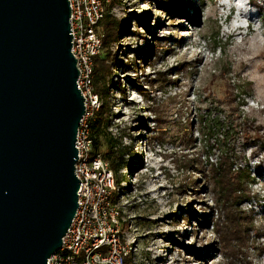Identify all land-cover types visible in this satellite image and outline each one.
<instances>
[{
    "label": "rangeland",
    "instance_id": "374dc122",
    "mask_svg": "<svg viewBox=\"0 0 264 264\" xmlns=\"http://www.w3.org/2000/svg\"><path fill=\"white\" fill-rule=\"evenodd\" d=\"M108 3L127 22L110 48L108 132L125 151L115 182L131 264H264V149L238 146L253 181L223 209L204 178L220 150L197 131L207 97L219 109L232 97L264 141V0Z\"/></svg>",
    "mask_w": 264,
    "mask_h": 264
},
{
    "label": "water",
    "instance_id": "95a60500",
    "mask_svg": "<svg viewBox=\"0 0 264 264\" xmlns=\"http://www.w3.org/2000/svg\"><path fill=\"white\" fill-rule=\"evenodd\" d=\"M68 0H0V264H47L78 207Z\"/></svg>",
    "mask_w": 264,
    "mask_h": 264
},
{
    "label": "built area",
    "instance_id": "2783aa9c",
    "mask_svg": "<svg viewBox=\"0 0 264 264\" xmlns=\"http://www.w3.org/2000/svg\"><path fill=\"white\" fill-rule=\"evenodd\" d=\"M71 54L79 71L77 88L84 99L76 135L75 176L80 182L78 207L61 248L47 264H124L131 244L124 234V219L115 175L108 162L92 157L89 123L100 107L92 84L93 59L100 54L103 35L100 23L109 0H68Z\"/></svg>",
    "mask_w": 264,
    "mask_h": 264
},
{
    "label": "trees",
    "instance_id": "16d2710c",
    "mask_svg": "<svg viewBox=\"0 0 264 264\" xmlns=\"http://www.w3.org/2000/svg\"><path fill=\"white\" fill-rule=\"evenodd\" d=\"M157 5L165 11H170L171 3L164 4L163 1L157 2ZM111 7L112 5L108 6L106 3V14L100 23L103 46L100 54L93 59L92 84L94 92L99 98L100 107L95 113L94 119L89 123V133L93 142L91 156H99L108 162L116 176L120 167L118 160L122 159L125 151H120L119 149L121 140L113 137L108 132L111 127L112 115L109 96L114 85L112 78L113 69L110 64L112 57L110 48L118 42L120 30L123 27L125 28L127 22H119L110 13ZM228 92L230 91L227 90L223 94L225 98L231 96ZM207 99L211 101L210 110L208 109L206 114L198 116L197 131L200 133L205 145L209 146V141H214L215 146L220 150V155L216 157L215 162H209V159L214 156L211 153L212 147L210 151L206 152L205 165L208 166L207 174L204 178L215 193L216 204L224 209L226 205L234 201H239L240 204L243 203L247 199L246 186L253 181V178L250 177L245 156L240 151H237L238 146L257 144L258 148L262 147L264 149V141L260 132L261 126L252 119L242 115L239 107L241 103H237L234 98L230 97V101L225 105L226 108L219 109L216 104L221 105V101L215 102L209 97ZM213 114L214 117H211L210 115ZM218 114L223 117L221 118ZM199 158L200 155L191 162V166H195L194 170H199L201 173L203 170L198 166L203 163ZM118 183L117 181V185ZM227 219V222H232L234 216L231 218L227 217ZM215 227L216 231H218L223 227V223L221 225L217 224ZM124 264H131L130 258H126Z\"/></svg>",
    "mask_w": 264,
    "mask_h": 264
}]
</instances>
